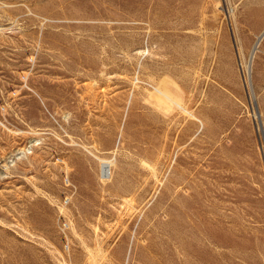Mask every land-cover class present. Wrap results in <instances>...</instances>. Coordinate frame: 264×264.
Segmentation results:
<instances>
[{
    "label": "rangeland",
    "instance_id": "374dc122",
    "mask_svg": "<svg viewBox=\"0 0 264 264\" xmlns=\"http://www.w3.org/2000/svg\"><path fill=\"white\" fill-rule=\"evenodd\" d=\"M0 264H264V0H0Z\"/></svg>",
    "mask_w": 264,
    "mask_h": 264
},
{
    "label": "bare ground",
    "instance_id": "6f19581e",
    "mask_svg": "<svg viewBox=\"0 0 264 264\" xmlns=\"http://www.w3.org/2000/svg\"><path fill=\"white\" fill-rule=\"evenodd\" d=\"M251 58H253V54H252V57ZM155 92L157 93L156 99H157V101H158V103L160 105H164V106H167V107H172V105L173 106L174 105H177V106H179V107L182 108V105L180 104V102L175 98L174 94L172 92H170L168 89L163 88V87H161V88H158L157 87V89H156ZM152 97H154V96H152ZM168 109H170V108H168ZM120 138H121V136H120ZM111 164H112V162H110V161H103L101 163V175H102V177L104 179H107V178H109L111 176ZM127 259H128V257H127Z\"/></svg>",
    "mask_w": 264,
    "mask_h": 264
}]
</instances>
